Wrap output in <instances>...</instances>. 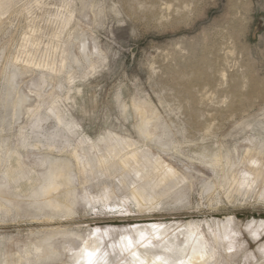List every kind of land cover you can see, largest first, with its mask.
<instances>
[{"label": "rangeland", "instance_id": "obj_1", "mask_svg": "<svg viewBox=\"0 0 264 264\" xmlns=\"http://www.w3.org/2000/svg\"><path fill=\"white\" fill-rule=\"evenodd\" d=\"M263 153L264 0H0V264H72L40 259L58 228L139 264L140 222L264 264ZM51 164L79 194L48 222L28 203Z\"/></svg>", "mask_w": 264, "mask_h": 264}, {"label": "bare ground", "instance_id": "obj_2", "mask_svg": "<svg viewBox=\"0 0 264 264\" xmlns=\"http://www.w3.org/2000/svg\"><path fill=\"white\" fill-rule=\"evenodd\" d=\"M149 123L150 122H147L146 125H148ZM257 153H259V151ZM254 157L255 158H250L251 159L250 165L252 166V167L250 166V168H253L255 170V167L257 165H260L262 162L261 160L257 159L258 157L257 158L256 156ZM261 159L263 158L261 157ZM258 171L257 174L259 173ZM260 172L263 174L262 171ZM84 174L85 173H83V175ZM256 176L257 175H255L254 178L250 176L251 185L255 182V179L257 178ZM95 178L97 177L95 176ZM169 178L170 176H160L161 183L166 184V186L164 185L165 188L169 187L170 184L168 183ZM261 180H263V178ZM123 183L124 186L128 185L129 183L128 176L125 175V180L123 181ZM66 186L68 187V190L66 192H62V188L64 187L67 188ZM32 194H33V201L29 202L28 206L30 208L39 209L38 211L39 213H42L43 215L42 219H44L45 221L49 222L52 219H64L69 217L72 218L73 215L75 214L72 207L76 203L77 194L79 193H77V190L73 182V177L69 173L68 165L66 169L65 166L58 168L55 165L51 164L48 168L47 173L45 174L43 184ZM68 201H70L72 206H69L67 204ZM46 209H49L51 212L44 213ZM173 227L177 228L176 229L177 232L175 231L176 233L173 235L167 234L169 228L155 225L153 224V222L152 224H147L143 222L135 223L130 227V232L137 234L138 237L132 239L129 235H127L126 243L133 245L136 242L144 241V243L140 246V249L139 251H137L136 254V258L138 259L139 264H206L208 260V252H207L208 247L207 248L205 247L204 245L205 242L203 243V239L200 237L199 239L198 238L196 239L194 233L190 230V228L189 229L187 228L188 226L184 227V225L175 224ZM68 232L66 230H62L59 228L53 230L50 233V236L46 237L43 240L44 249L43 248H42L43 250L39 249L41 251L39 252L40 259H43L44 261H53L54 259H57L58 257H60L58 251L63 249L62 246L66 245L67 243H71V245L70 244L69 245L73 250L82 246V250L80 252H75L74 250V253L72 255V264H98L94 262V260L97 258L96 256L99 253L100 243L95 238H92L91 240H88L85 244L82 242L83 244L76 246L78 234L68 233ZM155 238L163 239L162 246L159 247L157 250L151 249L153 247L151 245L152 243L150 244V241Z\"/></svg>", "mask_w": 264, "mask_h": 264}]
</instances>
